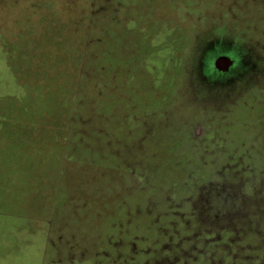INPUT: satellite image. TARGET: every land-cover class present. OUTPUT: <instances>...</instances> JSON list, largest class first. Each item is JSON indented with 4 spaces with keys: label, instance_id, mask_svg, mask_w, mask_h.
I'll return each instance as SVG.
<instances>
[{
    "label": "rangeland",
    "instance_id": "obj_1",
    "mask_svg": "<svg viewBox=\"0 0 264 264\" xmlns=\"http://www.w3.org/2000/svg\"><path fill=\"white\" fill-rule=\"evenodd\" d=\"M46 80L0 111V264H264V0H0V104Z\"/></svg>",
    "mask_w": 264,
    "mask_h": 264
},
{
    "label": "trees",
    "instance_id": "obj_2",
    "mask_svg": "<svg viewBox=\"0 0 264 264\" xmlns=\"http://www.w3.org/2000/svg\"><path fill=\"white\" fill-rule=\"evenodd\" d=\"M24 22L28 23L27 21H24ZM99 23H100V27L105 30V33L107 34L108 39L111 37H114L113 39H115V37H117V35H119L123 32L121 30V27H122L121 24L118 26L116 25L115 27H112L108 22L106 24L105 21H102ZM47 28H48V26H47ZM49 30L50 31L52 30L50 25H49ZM118 30L121 33H117ZM90 43H92V42H90ZM43 53H45V52H43ZM48 55L49 56L52 55V50H49ZM105 56H107V55H105ZM106 60L108 62L111 61V64H113L115 67L118 66L117 62L112 60V58L110 56L109 57L107 56ZM58 61L59 60H56V63H58ZM102 65H103V67L105 66V69L101 70V68H100V70L102 71L101 73H103V76H104V72L106 70V65H105V63ZM131 80L132 79H130V82H131ZM46 83H47V80H46V82L43 81V83H41L40 85L35 84V85H31L29 87H26V85L23 84V85H25L26 88H23V86H22V89L24 92L22 93V97L19 96L18 99L21 97L24 100V102H26V106H25V108L20 107L19 113H17L15 111L17 114H15L14 116H12V112H14V107L16 106V104H18L14 98L15 96H11L4 103L0 104V111H2V113L6 115L5 118L8 120L7 122H9L8 125H14L16 122L19 123L22 121H27V122L32 121L31 117H34V119L37 117H43L44 111L50 112L56 108L55 96L51 95L49 92L47 93V91L46 92L43 91L45 86H46ZM140 83L142 84V82H140ZM106 84L109 85L108 82H106ZM127 84L134 87L131 83L130 84L127 83ZM138 96L139 95L136 94V98L139 100ZM15 110H16V108H15ZM6 130L8 131V132L7 131L5 132V137H7V138H12L14 140L20 135L16 130H13L11 128H7ZM13 142H15V141H13ZM13 142L11 145H9V147L11 148V151L13 149H15ZM146 255L148 256L149 253Z\"/></svg>",
    "mask_w": 264,
    "mask_h": 264
},
{
    "label": "flooded vegetation",
    "instance_id": "obj_3",
    "mask_svg": "<svg viewBox=\"0 0 264 264\" xmlns=\"http://www.w3.org/2000/svg\"><path fill=\"white\" fill-rule=\"evenodd\" d=\"M218 53H214V61L213 62H217V59L221 56H227L229 55V57H231L233 59V63L229 66L226 67L225 64H220L221 66L218 67L217 63H211L210 62V67L207 69L209 74H219V75H231L234 73H238L239 75H241L243 70L239 69V68H235V66L242 60L241 58H235L234 56L230 55V54H219L217 56Z\"/></svg>",
    "mask_w": 264,
    "mask_h": 264
},
{
    "label": "water",
    "instance_id": "obj_4",
    "mask_svg": "<svg viewBox=\"0 0 264 264\" xmlns=\"http://www.w3.org/2000/svg\"><path fill=\"white\" fill-rule=\"evenodd\" d=\"M217 66L220 67V64H225L226 67H229L233 63V59L229 56H221L217 59Z\"/></svg>",
    "mask_w": 264,
    "mask_h": 264
}]
</instances>
